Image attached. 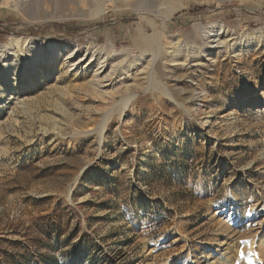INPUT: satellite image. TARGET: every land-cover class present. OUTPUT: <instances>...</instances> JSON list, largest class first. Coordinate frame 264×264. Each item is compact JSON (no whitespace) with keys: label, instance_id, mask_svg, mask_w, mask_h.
<instances>
[{"label":"rangeland","instance_id":"rangeland-1","mask_svg":"<svg viewBox=\"0 0 264 264\" xmlns=\"http://www.w3.org/2000/svg\"><path fill=\"white\" fill-rule=\"evenodd\" d=\"M232 1L165 0L162 36L143 47L134 31L151 34V20L121 1L37 21L0 0V46L20 36L112 46L134 63L154 54V73L107 92L29 42L1 61L0 264H264V0ZM217 23L238 54L173 67L170 43L205 55Z\"/></svg>","mask_w":264,"mask_h":264},{"label":"bare ground","instance_id":"bare-ground-1","mask_svg":"<svg viewBox=\"0 0 264 264\" xmlns=\"http://www.w3.org/2000/svg\"><path fill=\"white\" fill-rule=\"evenodd\" d=\"M64 1L66 0H56L54 2V7L52 10L48 9L44 0H1L3 5H9L11 2H17V8L28 13L32 19L37 21H45L47 19L55 18H65L71 16L74 13L82 14L86 11V15H97L101 14L104 11V0H69L72 3L71 7H63ZM108 2L121 1L125 5H130L137 10L138 15L150 18L152 33L147 34L146 28L144 26L137 28L134 33L138 42L141 44L139 46L146 47L150 44L157 43L162 36V33L155 31V18L160 16L159 11L161 10L162 4H165V0H107ZM164 2V3H163ZM66 4V3H65ZM83 6H86L88 9L83 10ZM73 16V15H72ZM167 17L163 18L165 21ZM216 28H221L220 31ZM233 34V33H232ZM231 34V35H232ZM224 28H222L221 23L212 24L209 26L208 30L203 31L204 37V46L207 47V53L205 55L193 54L191 51L187 54H183L179 49H175L174 44L170 43L169 48H172L173 67H181L190 63L191 66H201L203 65L202 60L205 58L206 61L212 62L215 60V57L227 52L228 48L231 47V56H235L238 53L236 46L234 47L233 43L234 38L232 37ZM227 36V37H226ZM237 39V38H236ZM22 42H29L30 46L34 52H40L45 54L46 58L53 59L57 54L65 55L63 60L68 63V71H77L78 69L90 73V78L88 83L100 92H107L108 89L115 88L117 85L127 86V81L132 79L133 76L138 77L139 79H144L147 75L146 68H149L147 72L153 71V62L154 54L150 52H144L138 56L137 61L131 62L128 61L127 52L125 50H116L112 46L108 47H95L88 46L83 53H79V48L75 44H67L64 42H54V41H36L34 39H27V37L12 36L10 40L0 46V62L3 60L10 59L11 57H17L23 55ZM238 42V40H237ZM137 44V43H136ZM138 45V44H137ZM167 45V46H168ZM160 48V47H159ZM157 53V52H154ZM156 57V54H155ZM203 57V58H202ZM134 61V60H133ZM2 70L8 65L6 63H0ZM139 67V68H138ZM152 70V71H151ZM151 76V74H149ZM77 74V73H75ZM148 78V76H147ZM146 78V79H147ZM135 79V78H134ZM134 79H132L134 81ZM137 79V78H136ZM130 80V81H132ZM131 83H134V82ZM142 81V80H141ZM154 81V78H153ZM152 81V82H153ZM139 82V81H138ZM137 82V83H138ZM140 83V82H139ZM142 83V82H141ZM140 83V84H141ZM136 84V83H135ZM133 84V86L135 85ZM132 86V85H129ZM119 87V86H118ZM108 88V89H107ZM116 89H119L116 87ZM115 91V89H114ZM135 91V90H134ZM134 91H128L123 98L122 104L127 103L129 100L135 97L137 94ZM116 92V91H115ZM103 94V93H102ZM105 94V93H104ZM191 100H193L191 98ZM257 110H262V107L257 108ZM264 210V205L262 211ZM255 213V212H254ZM234 220V219H233ZM255 223V224H254ZM253 225H256L259 229L262 227V220L254 222ZM256 229V228H255ZM255 234V233H254ZM264 240V238H263ZM259 248V247H258ZM262 248H260V253ZM148 264V263H147Z\"/></svg>","mask_w":264,"mask_h":264},{"label":"trees","instance_id":"trees-1","mask_svg":"<svg viewBox=\"0 0 264 264\" xmlns=\"http://www.w3.org/2000/svg\"><path fill=\"white\" fill-rule=\"evenodd\" d=\"M232 3H236V0H233ZM202 9L203 8L201 6H199V5H193V6H190L189 11H190V13L194 14V13L200 12ZM58 28L62 29L64 31L68 29L66 26H59Z\"/></svg>","mask_w":264,"mask_h":264},{"label":"crops","instance_id":"crops-1","mask_svg":"<svg viewBox=\"0 0 264 264\" xmlns=\"http://www.w3.org/2000/svg\"><path fill=\"white\" fill-rule=\"evenodd\" d=\"M138 102L142 103L144 102L143 98H141V96L138 98Z\"/></svg>","mask_w":264,"mask_h":264}]
</instances>
